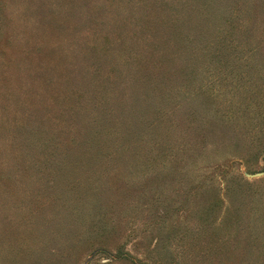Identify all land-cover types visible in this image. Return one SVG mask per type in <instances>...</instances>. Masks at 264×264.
<instances>
[{
	"label": "rangeland",
	"instance_id": "374dc122",
	"mask_svg": "<svg viewBox=\"0 0 264 264\" xmlns=\"http://www.w3.org/2000/svg\"><path fill=\"white\" fill-rule=\"evenodd\" d=\"M0 264H264V0H0Z\"/></svg>",
	"mask_w": 264,
	"mask_h": 264
},
{
	"label": "trees",
	"instance_id": "16d2710c",
	"mask_svg": "<svg viewBox=\"0 0 264 264\" xmlns=\"http://www.w3.org/2000/svg\"><path fill=\"white\" fill-rule=\"evenodd\" d=\"M128 255V254H127Z\"/></svg>",
	"mask_w": 264,
	"mask_h": 264
}]
</instances>
